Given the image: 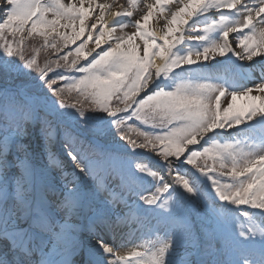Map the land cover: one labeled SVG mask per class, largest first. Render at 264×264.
<instances>
[{"label": "snow or ice", "instance_id": "6c2138e0", "mask_svg": "<svg viewBox=\"0 0 264 264\" xmlns=\"http://www.w3.org/2000/svg\"><path fill=\"white\" fill-rule=\"evenodd\" d=\"M0 264H264V0H0Z\"/></svg>", "mask_w": 264, "mask_h": 264}, {"label": "rangeland", "instance_id": "374dc122", "mask_svg": "<svg viewBox=\"0 0 264 264\" xmlns=\"http://www.w3.org/2000/svg\"><path fill=\"white\" fill-rule=\"evenodd\" d=\"M133 30H134V29L129 28V29L126 30V31H133ZM149 30H153V29H152V26H151V23H150V26H149ZM39 59H40L41 62L43 61V59H44V53H43V52L41 53V56L39 57ZM242 207H245V206H242Z\"/></svg>", "mask_w": 264, "mask_h": 264}, {"label": "bare ground", "instance_id": "6f19581e", "mask_svg": "<svg viewBox=\"0 0 264 264\" xmlns=\"http://www.w3.org/2000/svg\"><path fill=\"white\" fill-rule=\"evenodd\" d=\"M150 23H151V26H152V29H153V30H158V26H157V23H156L155 20L151 21ZM161 23H162V22H161ZM126 30H128V29H126ZM133 31H134V30H133ZM157 62L159 63V61H157Z\"/></svg>", "mask_w": 264, "mask_h": 264}]
</instances>
